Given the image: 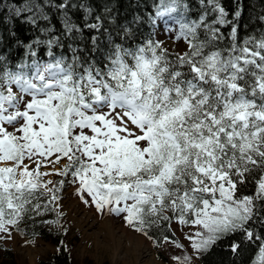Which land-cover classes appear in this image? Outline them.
I'll return each instance as SVG.
<instances>
[{"label":"snow or ice","instance_id":"1","mask_svg":"<svg viewBox=\"0 0 264 264\" xmlns=\"http://www.w3.org/2000/svg\"><path fill=\"white\" fill-rule=\"evenodd\" d=\"M201 3L204 14L187 22L179 0L156 6L149 22L161 31L169 30L168 14H181L176 39L188 50L174 57L160 41L134 43L140 16L117 20V41L104 26L114 16L108 4L92 22V10L74 0L15 8L11 29L0 16V232L9 233L6 225L17 223L38 192L53 203L67 189L154 244L153 229L186 227L197 258L229 234L261 239L249 225H264V36L220 49L218 25L235 37L242 6L229 20L219 0ZM46 7L60 13L61 28L42 26L50 23ZM74 8L86 12L82 23L72 20ZM16 21L47 38L24 43ZM85 31L87 54L73 47ZM12 43L23 45L26 59L10 63L15 57L4 52ZM42 45L47 60L38 55ZM44 166L50 171L41 172ZM256 172L254 193L238 196V185ZM50 175L59 179L42 180ZM161 239L184 247L168 234ZM230 247L236 252L240 244ZM258 255L264 264V243ZM177 259L191 264L192 257Z\"/></svg>","mask_w":264,"mask_h":264},{"label":"trees","instance_id":"2","mask_svg":"<svg viewBox=\"0 0 264 264\" xmlns=\"http://www.w3.org/2000/svg\"><path fill=\"white\" fill-rule=\"evenodd\" d=\"M32 2H41V0H0V16L3 17L4 23L8 29L13 28V15L15 8H23L30 5ZM55 3V0H52ZM75 3H82L92 10V16L88 17L89 22L96 15H104V6L110 5L113 9L114 16L108 17L105 22V27L110 28L113 32V37L119 41L122 38V33L116 32L117 20L120 24H124L128 19L133 16H140L142 23L138 26L136 33V40L134 43H140L148 39L157 41L156 29L149 22L154 17L157 10L156 6L160 3V0H74ZM220 4L229 13L228 19H234V13L238 9V5L242 6V16L239 18L238 31L235 37L231 34V27L229 25H218L221 32V39L218 42V47L222 50H227L233 41L243 44L244 41L249 38L259 39L264 36V21H261V17L264 16V0H219ZM180 5H186L184 8L183 17L185 22L197 20L200 15L204 14L206 5L201 3V0H179ZM208 13L215 18V14L211 12V6H207ZM75 15L70 13V16L74 22L82 23L86 18V12L84 9H73ZM45 12L49 15L50 23L45 22L42 26L51 27L53 31L62 27V17L55 9L49 10L45 8ZM170 20L177 24L178 32L180 31V12L168 14ZM15 27L17 28L18 35L24 38V43H28L30 39L39 35L40 38L46 39L42 33H34L29 31L27 26L20 25L19 21H16ZM178 34V33H177ZM200 39H204L203 30L198 32ZM102 42H106L104 38H101ZM78 44H73V47H79L87 54V47L91 43L90 34L85 33L78 37ZM43 49V51H41ZM38 55L42 60L48 59L47 46L42 45L37 49ZM57 55L61 52L64 53L69 59L71 58V52L59 47L55 48ZM174 57L176 53L169 51ZM11 55L15 57L10 63H19L22 59H26L23 45L19 50L15 43H12L10 47H6L4 55ZM260 173H253L248 178L247 183L238 185V196L252 195L255 191L254 179L259 178ZM58 180V179H56ZM62 189L59 195L62 197ZM42 191V190H41ZM258 207H260L259 202ZM35 205L40 206V212L37 214ZM9 228V233L17 232L20 237L27 240H34L40 238L46 241L55 250L47 254L45 257L39 258L36 264H93V261L89 257L77 258L73 256V248L75 247L78 237L76 235L68 236L60 216L56 215L54 209V202H47V194L40 195L39 192L32 199L31 205L26 207V211L22 214L21 218L15 225H6ZM249 227L254 232L255 236H260V240L255 238L248 241L244 238L242 232L229 234L225 238L220 239L211 248L210 252L203 255L202 258H198L200 264H254V261L259 254V246L264 243V225L259 220L254 219ZM9 233L0 232V236L4 239H0V264H21L19 256L14 251L12 245L8 242ZM152 234L155 239L160 240L159 244H154L156 255L159 259H165V256L160 251V246L163 244L161 239L162 234H168L173 239L177 238L173 229L171 232L163 233L161 229H153ZM62 242V243H61ZM233 242L240 244L239 249L236 252L231 250L230 245Z\"/></svg>","mask_w":264,"mask_h":264},{"label":"rangeland","instance_id":"3","mask_svg":"<svg viewBox=\"0 0 264 264\" xmlns=\"http://www.w3.org/2000/svg\"><path fill=\"white\" fill-rule=\"evenodd\" d=\"M164 19L168 20L169 30L161 31L159 28H155L157 41H160L168 51L174 53L187 51V43L185 40L176 39L178 33L177 24L173 23L169 19V16H166ZM11 130L9 128V131ZM24 162L30 163L27 159ZM64 163L65 161L62 160L57 167H62ZM0 166L6 165L0 162ZM40 171L47 172L50 171V168L44 166L40 168ZM56 179H59V177L54 175L42 177L44 181H56ZM41 190L43 191V189ZM54 209L56 215L61 217L62 224L68 236L76 235L78 237V241L73 248V256L79 259L89 257L93 261V264H180V260L177 258H182L187 255L192 257L191 264H200L189 242L184 238L188 233L186 227L182 231H176L175 224H173V231L177 237L174 240L176 243L183 244L184 247L177 248L175 243L164 241L160 246V251L165 256V259H159L152 242L146 239L151 246L152 255L147 252L145 255L136 259L134 252H130L127 248L126 240H118L115 235L108 234L105 222L110 218H114L117 224H121L129 231L135 233L132 229L125 226L119 217L98 213L94 207H89L80 202L75 194H69L67 189L63 191L61 200L54 202ZM58 212H62V215H58ZM135 234L139 235L138 233ZM8 238V242L19 256L21 264H36L39 258L45 257L55 250V247L40 238L27 240L26 238L20 237L17 232L10 233ZM113 243L120 244L119 251L113 252V247L111 246ZM121 255L126 256V259H122L120 257ZM254 264H260L259 255H257Z\"/></svg>","mask_w":264,"mask_h":264},{"label":"bare ground","instance_id":"4","mask_svg":"<svg viewBox=\"0 0 264 264\" xmlns=\"http://www.w3.org/2000/svg\"><path fill=\"white\" fill-rule=\"evenodd\" d=\"M105 224L107 225L108 234L115 235L118 240H126L127 248L130 250V252H134L136 259L145 255L147 252L152 255L151 246L145 237L129 231L121 224H117V221L114 220V218L107 219ZM111 246L113 247V252H117L120 249V244L113 243ZM120 257L124 260L126 259V256L121 255Z\"/></svg>","mask_w":264,"mask_h":264}]
</instances>
